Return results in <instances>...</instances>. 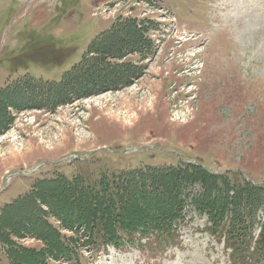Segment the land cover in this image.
Here are the masks:
<instances>
[{
  "label": "rangeland",
  "instance_id": "obj_1",
  "mask_svg": "<svg viewBox=\"0 0 264 264\" xmlns=\"http://www.w3.org/2000/svg\"><path fill=\"white\" fill-rule=\"evenodd\" d=\"M140 1L143 6L139 0H0V89L29 76V94L33 83L60 82L117 21L101 16L102 6H119L121 19L160 25L148 33L158 47L146 59L151 62L131 57L146 75L123 91L53 110L20 103L16 95L14 121L0 135V213L44 178L183 162L264 186V0ZM262 190L244 264H264L254 249L264 224ZM187 192L198 195L200 186ZM185 212L174 241L134 236L119 249L86 246L80 264H235L242 258L225 236L211 234L206 216ZM18 242L43 247L30 237ZM0 264H10L2 245Z\"/></svg>",
  "mask_w": 264,
  "mask_h": 264
},
{
  "label": "trees",
  "instance_id": "obj_2",
  "mask_svg": "<svg viewBox=\"0 0 264 264\" xmlns=\"http://www.w3.org/2000/svg\"><path fill=\"white\" fill-rule=\"evenodd\" d=\"M151 26L147 20L119 18L91 41L82 60L60 82L33 83L29 94L24 83L31 81L24 76L1 88L0 135L14 121L11 109H15L17 94L21 95L20 103L32 101L33 107L53 110L133 85L146 67L131 57L138 54L144 62L155 51L147 37ZM209 170L202 164L182 163L103 172L99 177L81 173L72 179L44 178L2 209L0 245L10 264H54L51 259L55 264H80L86 246L97 251L108 246L119 249L126 238L133 244L134 236L174 241L175 226L184 221L185 211L194 209L207 217L214 237L225 236L222 238L235 253H250L254 213L259 211L257 202L264 186L244 183L237 173L219 176ZM195 185L200 186L198 195L188 193ZM52 220L74 230V235L62 234ZM260 230L254 249L264 257V224ZM28 237L41 241L43 247L18 242ZM244 259L245 255L235 258V264H244Z\"/></svg>",
  "mask_w": 264,
  "mask_h": 264
},
{
  "label": "built area",
  "instance_id": "obj_3",
  "mask_svg": "<svg viewBox=\"0 0 264 264\" xmlns=\"http://www.w3.org/2000/svg\"><path fill=\"white\" fill-rule=\"evenodd\" d=\"M115 10L114 11H108V10H106V9H104L103 11H102V14H108V15H114L115 14Z\"/></svg>",
  "mask_w": 264,
  "mask_h": 264
},
{
  "label": "bare ground",
  "instance_id": "obj_4",
  "mask_svg": "<svg viewBox=\"0 0 264 264\" xmlns=\"http://www.w3.org/2000/svg\"><path fill=\"white\" fill-rule=\"evenodd\" d=\"M233 14V13H232Z\"/></svg>",
  "mask_w": 264,
  "mask_h": 264
}]
</instances>
